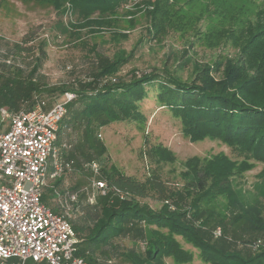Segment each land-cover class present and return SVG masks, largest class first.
Segmentation results:
<instances>
[{
	"label": "rangeland",
	"instance_id": "1",
	"mask_svg": "<svg viewBox=\"0 0 264 264\" xmlns=\"http://www.w3.org/2000/svg\"><path fill=\"white\" fill-rule=\"evenodd\" d=\"M151 1L127 0L112 16L111 27H100L101 30L90 32L92 26H72L78 21L76 15L67 12L61 16L48 4L0 0V48L13 56L12 67L1 66L3 71L0 84L7 77L27 82L32 58L40 55L42 61L34 75V89L28 99H19L18 104L19 107H28L36 99H43L46 107H49L62 97L64 91L61 89L69 88L66 90L70 91L71 88H77L80 82L92 80L101 61L111 60L118 50L133 53L117 71L103 79L112 77L116 82H126L137 77L136 74L152 70L160 75L172 73L186 80L194 76L193 66L208 65L211 68L210 76L217 81L223 77L227 61H234L239 56L249 32L251 35H262L261 39L264 40V0L163 1L167 19L162 22L164 27L160 31L152 29L147 15L148 8H151L148 2ZM96 28L99 27H92ZM113 32L123 33L126 37L112 36ZM25 37L32 38V41L23 43ZM16 43L22 44L27 50L14 55L12 50ZM252 52L256 61L261 63L259 46L252 49ZM145 89L147 95L139 103V109L144 115L141 122H113L87 130L78 117L75 123L66 122L61 126L55 144L57 147L62 144L68 146L65 155L73 158L75 165L56 184L48 177L51 170L48 167L43 196L44 203L53 211L62 212L63 202L58 201L57 195L52 193L51 184L61 191L86 188L96 193L92 180L99 179L100 175L95 176L83 165L85 162L95 161L100 168L116 167L125 175L138 180H143L151 170L157 169L169 185L180 188V173L185 169L184 162L191 156L203 159L222 152L231 160L240 161L244 158L218 138L206 137L191 141L182 133L180 119L171 109L157 102L156 85L146 86ZM249 95L255 97L252 92ZM71 104L73 111L81 107L76 99ZM69 117L68 114L65 120ZM3 124L8 127L9 122L6 120ZM156 144L171 151L173 159L150 160L145 151L148 146ZM248 161L252 166L234 173L229 180L239 193L238 199L254 205L264 218V162L252 158ZM217 200L216 204L210 203L213 204L210 207L215 209V216L206 227L213 240L223 238L241 251L264 246V233L254 234L234 226L230 219L231 213L226 211L227 200L223 196ZM142 201L153 208L160 206L152 198ZM94 204L87 199L86 193H81L77 203L68 212L69 221L90 223V216L96 212ZM227 215L229 218H226ZM221 218H224L223 222L219 220ZM198 221L195 220L196 225H199ZM215 228H220V235L214 233ZM77 236L81 240V236ZM177 238L184 248L193 251L194 257L189 264H206L201 262L191 245ZM144 246V241L130 232L114 236L107 244L95 249V264H133L126 254L131 250L142 253ZM15 261V258L10 260L13 263ZM163 261L174 264L168 257H164ZM27 264L45 263L28 260Z\"/></svg>",
	"mask_w": 264,
	"mask_h": 264
},
{
	"label": "trees",
	"instance_id": "2",
	"mask_svg": "<svg viewBox=\"0 0 264 264\" xmlns=\"http://www.w3.org/2000/svg\"><path fill=\"white\" fill-rule=\"evenodd\" d=\"M21 1L48 4L61 16L67 12L74 14L78 18L72 24L74 28L98 26L96 29L89 28L90 32H97L100 27L113 25L112 16L127 0ZM163 1L167 2H148L151 8H148L147 15L154 31L162 30V22L167 19ZM113 33L112 36L126 37L120 32ZM250 33L240 48L239 56L234 61H227L224 75L217 81L210 76V66L195 65L194 76L186 80L172 73L160 75L151 70L126 82L102 83L105 76L117 71L133 53L118 50L111 60L101 61L92 80L82 81L76 85L77 88L70 89L75 95L73 100H78L81 107L73 111L71 101L67 104L58 135L63 124H73L78 117L86 129L113 122H141L144 115L139 103L147 95L145 87L156 85L157 102L171 109L180 119L181 131L191 141L218 138L231 146L237 155L244 156L240 161L231 160L222 152L203 159L191 156L184 162L185 169L180 173V188L169 185L157 169L151 170L143 180H138L116 167L100 168V177L107 191L98 196L94 204L96 212L90 216V223L71 221L74 230L81 236L78 253L86 256L88 264L96 263L93 253L99 245L129 232L144 241L145 245L142 253L131 250L126 254L133 264H166L164 257L171 258L174 264H189L194 257L193 251L184 248L177 237L191 245L201 262L206 264H264V246L241 251L223 238L213 240L206 230L215 216V209L210 207L213 206L210 203L216 204L217 199L223 196L234 226L254 234L264 233L263 216L254 205L238 199L239 193L229 180L234 173L252 166L248 159L264 162V40L262 35ZM30 41L32 38L29 37L22 40L23 43ZM256 46L260 48L261 63L252 56V49ZM24 50L27 48L16 43L12 53L15 55ZM41 61L40 55L32 58L27 82L7 77L0 84L1 106L16 110L19 99L30 97L34 89V75ZM1 66L12 67L4 63H0ZM66 89L69 90H61L65 92ZM251 92L255 97H250ZM68 114L70 117L65 120ZM145 154L154 161L173 159L171 151L159 144L148 146ZM116 189L125 197L116 195ZM146 198L158 201L160 206L153 208L142 201ZM166 200L174 205V209L168 207ZM223 219L219 220L223 222ZM195 220H200L199 225L195 224ZM10 260L7 264H14Z\"/></svg>",
	"mask_w": 264,
	"mask_h": 264
},
{
	"label": "built area",
	"instance_id": "3",
	"mask_svg": "<svg viewBox=\"0 0 264 264\" xmlns=\"http://www.w3.org/2000/svg\"><path fill=\"white\" fill-rule=\"evenodd\" d=\"M0 63L13 65L11 55L1 48ZM104 81L116 82L112 77L101 82ZM74 96L73 92L65 91L49 107L43 99L16 110L0 106V264H7L11 258L16 259L14 264H25L28 260L88 264L86 256L78 253L80 240L67 216L81 193H86L90 203H96V196L107 191L104 180L101 177L92 180L96 193L86 188L61 191L51 184L52 193L63 202L62 212L53 211L42 200L48 167H51L48 177L54 182L75 165V160L65 155L68 146L55 144L60 120ZM6 120L8 127L3 124ZM83 165L95 176L100 175L97 162ZM115 194L125 197L118 189ZM165 203L174 209L169 200ZM220 232V228H215L216 235Z\"/></svg>",
	"mask_w": 264,
	"mask_h": 264
},
{
	"label": "crops",
	"instance_id": "4",
	"mask_svg": "<svg viewBox=\"0 0 264 264\" xmlns=\"http://www.w3.org/2000/svg\"><path fill=\"white\" fill-rule=\"evenodd\" d=\"M60 180H61V179H60V178H58V180H57V181L55 180L54 182L56 183V182H59ZM55 183H54V184H55Z\"/></svg>",
	"mask_w": 264,
	"mask_h": 264
}]
</instances>
